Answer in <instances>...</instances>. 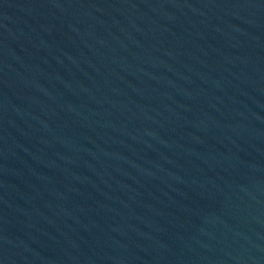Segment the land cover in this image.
<instances>
[{
	"label": "water",
	"instance_id": "obj_1",
	"mask_svg": "<svg viewBox=\"0 0 264 264\" xmlns=\"http://www.w3.org/2000/svg\"><path fill=\"white\" fill-rule=\"evenodd\" d=\"M0 264H264V0H0Z\"/></svg>",
	"mask_w": 264,
	"mask_h": 264
}]
</instances>
